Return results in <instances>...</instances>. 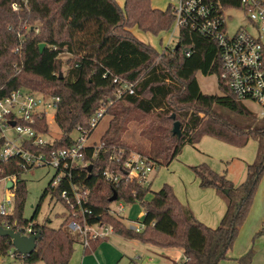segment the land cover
Returning <instances> with one entry per match:
<instances>
[{
  "label": "trees",
  "instance_id": "16d2710c",
  "mask_svg": "<svg viewBox=\"0 0 264 264\" xmlns=\"http://www.w3.org/2000/svg\"><path fill=\"white\" fill-rule=\"evenodd\" d=\"M15 1L0 0V98L21 88L59 97L54 121L61 136L54 142V148L70 146L69 135L75 128H86L90 116L103 102L113 99L123 83L133 85L132 94L125 92L108 107L106 115L109 111L113 118L101 138L106 145L98 149L96 156L93 147L87 148L86 166L79 169L73 180L88 191L87 204L92 210L88 224L110 226L116 235L143 245L180 249L186 258L181 264H218L227 260L264 174V117L258 118L243 102L237 101L221 79L217 45L180 29L176 45L167 47L162 54L156 53L130 32L136 27L156 35L170 28L173 22L170 7L152 9L149 0H125L123 8L115 0H28L27 8L13 12L11 3ZM31 27L38 28V33ZM41 44L45 45L42 51ZM62 54L68 55L64 61L68 66L65 74ZM197 74L217 77L221 94L202 93ZM115 79L117 83L113 82ZM123 103L153 117V122L141 133L151 148L147 153L137 154L154 167H167L185 146H193L204 136L236 148L245 147L249 140L256 142L255 159L246 165L245 180L237 186L206 164L191 167L199 187L214 189L225 203V214L216 228L197 221L191 210L180 204L169 185H163L151 193L150 200H144L148 186H141L136 180L112 183L103 178L105 170L123 176L122 163L134 151L120 142L129 121V111L118 108ZM219 112H226L233 119ZM175 121L180 123L179 138L172 134ZM37 130L48 134L45 119L38 123ZM116 150L124 152L117 163L109 159ZM24 172L28 171L20 167L19 160L0 162V179L15 177L13 211L9 216H0V228L6 222L31 225L40 237L29 256L19 255L9 238L0 237V257L12 250L14 260L24 264H69L73 247L82 244V238L66 227V219L58 228H52L48 222L29 224L22 217L26 198L21 179ZM48 186L41 201L50 194ZM113 192L117 202L141 205L144 211L141 232H134L110 213L109 198ZM51 196L62 202L59 191ZM105 240L90 241L84 247V255H90ZM252 256L249 251L237 262L250 264Z\"/></svg>",
  "mask_w": 264,
  "mask_h": 264
},
{
  "label": "built area",
  "instance_id": "2783aa9c",
  "mask_svg": "<svg viewBox=\"0 0 264 264\" xmlns=\"http://www.w3.org/2000/svg\"><path fill=\"white\" fill-rule=\"evenodd\" d=\"M27 5L28 0H17L11 3V9L13 12H19L27 8ZM169 7L173 15L172 25L178 30V36L180 29H186L214 42L219 49L221 79L237 101L255 105L259 109L258 115L264 117V0H172ZM232 11L244 15L247 25L255 31V36L243 26H239L233 32L228 31L227 21L232 18L230 14ZM30 29L38 33V28ZM18 38L21 39L22 36L18 34ZM186 55L189 56L188 53ZM113 82L117 83L118 80L115 79ZM125 92L132 94L133 85L123 83L114 94V100L108 99L107 102H103L90 116L86 128L80 126L75 128L73 132L77 133V138H71L70 134L72 144L63 148H54L56 140L48 141L47 134L37 130L42 119H45L48 125L49 115L55 117L59 97L21 88L0 98V162L19 160L20 167L27 171L34 168L53 170L48 186L49 193L52 195L59 191L64 207L66 205L70 208V220L66 227L81 236L84 247L92 240L106 237L112 228L88 224L92 214L87 204L88 191L73 180L78 176L79 169L86 166L84 158L87 148L93 147L96 156L98 149L106 145L101 141L96 144L89 143V139L99 122L106 116L108 107ZM123 153L121 150L114 151L109 158L110 161L120 162ZM122 164L123 176L105 170L102 173L103 178L112 183L136 180L141 186H148L149 174L154 169L151 162L134 153ZM0 181L4 182L9 192L0 204V216L6 217L13 211L11 193L14 190L15 177H6ZM8 182L12 184L11 188H7ZM118 203L116 215L123 211L122 202ZM3 228L26 237L36 234L31 225L19 226L6 222ZM142 228L143 225L139 224L132 227V230L138 233ZM8 256L14 259L12 250L8 252Z\"/></svg>",
  "mask_w": 264,
  "mask_h": 264
},
{
  "label": "rangeland",
  "instance_id": "374dc122",
  "mask_svg": "<svg viewBox=\"0 0 264 264\" xmlns=\"http://www.w3.org/2000/svg\"><path fill=\"white\" fill-rule=\"evenodd\" d=\"M124 1L125 0H115V2H117L120 8H123ZM171 3L172 0H149L150 7L152 9H157V10L167 9ZM230 14L232 15V18L227 21V29L229 32L235 31L239 26H243L246 28V30L252 33V35L254 36L256 35L255 31L249 25H247L245 17L242 13L232 11ZM130 32H132V34L135 36L137 40L141 41L142 43H145L158 54H162L167 47L171 48L175 46L178 39V30L174 29L172 24L168 30L159 32L156 35L141 32L136 27L132 28ZM263 41H264V36H263ZM60 58L63 61L62 73L65 74L66 71L68 70V66L65 64L64 61H66L68 55L62 54ZM196 78L198 80L199 87L202 93L207 95L221 94V91L218 89L217 77L203 76L197 74ZM121 105H122L121 107H118L119 110L126 109L127 111H129L128 113L129 121H127L125 124V131L120 135V142L123 145L128 146L129 148L135 151V152L130 151V154H134L137 152H144V153L149 152L151 145L148 142V140L141 135V133L144 128L148 127L153 122V117L149 115L147 116L143 115L140 112H136L132 108L131 109L128 108L124 103ZM243 105L249 111L257 115L258 118H262L258 115L259 112L258 107H256L251 103H243ZM108 113L99 122L97 128L92 133L89 139V143L95 142L96 144L98 143V141H101V138L105 134V131L106 129H108L110 121L113 118L112 115ZM219 113H221L224 117L227 116L233 119V117L230 115L228 116L226 112H219ZM51 116L52 114H50L48 118L49 131L48 134L46 135V139L50 142H53L60 138L61 131L56 126L54 118H52ZM70 137L76 139L77 133L72 132ZM212 139L210 141L211 144L204 145L205 149H207L209 152L212 153L210 158L208 156L200 155L196 152H192V151L190 152L189 150H187L186 153H184L185 152L184 150L188 145L182 149L179 155L181 156L182 154H184V157H187L188 154H191L198 160L204 162L201 164L206 163V165L209 166V168L212 169L214 172L218 174H225L226 178L230 182H232L235 186L241 184L245 180L246 164L243 161L234 160L229 165H224L222 167L220 160L216 159V156L231 155L233 157H241L240 159H244L246 161V159H249L251 154H254L252 160L253 162L256 155L255 141L250 140L245 147L240 149L230 147L232 150L241 151V156H239L237 154H231L227 149H221V147L218 146H227V145L217 142L218 140L215 141V139L214 140ZM130 154L128 153V156ZM177 157L170 164L175 163L184 172H188L193 177H195L193 171L191 170V167L198 166L200 165V163L198 165L189 164L184 162L179 157L178 158ZM252 162H250V164ZM166 168L167 167H161L159 171L158 170L159 167H158V169H156L154 173L151 174V177L155 174L156 177L152 182L151 186L150 187L148 186L149 187V193L147 194L148 198L152 195L151 193L153 191L157 192L156 189L159 187L158 185H160V188L163 185H169L172 188L175 197L177 198L173 186L169 184V182L171 181V183H173V185H175L176 187L175 175H173L174 171L167 170ZM183 174L186 175V173ZM52 176H53V170L49 168H34L33 170L24 172L21 175V179L24 181L26 187V198L24 202L22 217L27 222H29V224L30 223L41 224L44 222H48V225L51 226L52 228H58L63 222H65V219L67 223L70 220V216H69L70 208L67 207L66 205L64 207L63 202L56 201V199L52 197L51 194H47L46 197L41 201L42 194L45 188L48 186L49 182L51 181ZM198 188L201 189L199 187V184H198ZM8 193L9 192L6 190L4 182L0 181V204L8 196ZM11 194L13 195V190ZM144 200L146 199L144 198ZM177 200L179 201L178 198ZM180 204L188 207L187 205L181 202ZM117 205H118L117 201L112 202L110 205V212L115 218L120 220L125 226L128 227L136 226L137 225L136 222H142L139 219L140 216L139 214L142 215L144 212H143V208L139 203L129 204V205H126L124 203L123 204L124 212L121 213V216L115 214V210H117L118 208ZM6 207H10V206L6 205ZM37 208L38 211L35 220L31 222L30 219L33 217L34 212L36 211ZM124 243L125 245H122ZM137 244H138L137 247L136 245L132 246L131 243L123 241L122 239H120L119 236L110 235L109 239L106 240L105 242H102V244L97 248L98 250L95 253V257H93L87 255L82 256V254H84L82 253V248L84 246H82L83 243L82 245L78 243L75 244L73 247L74 252H73L71 264H172L173 261L175 262L179 261V258L182 255V251L176 248L160 249L155 247H147L145 249L143 244L139 242H137ZM120 245H122L121 251L123 252L121 254L115 253L116 251L118 252L120 251ZM146 250H152V253H149ZM249 251H251V254L253 255L250 264H264V174L257 185V189L253 196L251 207L245 217V220L243 221L241 227L239 228L237 236L228 254H230V256L232 257L241 258ZM138 256H141V258H138ZM149 258L151 259V262H147V259ZM0 264H24V263L19 260L11 259L7 255L0 257ZM36 264H41V263L38 262Z\"/></svg>",
  "mask_w": 264,
  "mask_h": 264
},
{
  "label": "crops",
  "instance_id": "0c3cea01",
  "mask_svg": "<svg viewBox=\"0 0 264 264\" xmlns=\"http://www.w3.org/2000/svg\"><path fill=\"white\" fill-rule=\"evenodd\" d=\"M197 82H198V80H197ZM211 139L212 138L207 137V136L202 137L199 140V142L196 143V144H194L193 146L188 145L189 147L187 146L185 148V150H184L185 152L184 153H186V151L189 150L190 152L191 151L192 152H196V153H198L200 155L208 156L210 158V156H211L212 153L209 152L207 149H205L204 145L211 144V142H210ZM212 140H214V139H212ZM215 141H217V140H215ZM217 142H220V141H217ZM220 143H223V142H220ZM223 144H225V143H223ZM220 145H222V144H220ZM255 145H256V148H257L256 142H255ZM227 146H218V147H221V149H227L231 154H237V155L241 156V151H239V150H232L230 148L232 146H230V145H227ZM234 148H236V147H234ZM238 149H240V148H238ZM253 155L254 154H251L250 157H249V159H246V161L244 159H240L241 157H233L231 155L216 156V159L220 160V163H221L222 167L224 165H229L234 160L243 161L246 165H248V164H250V162H252ZM178 157L180 159H182L184 162L189 163V164L198 165L199 163L200 164L201 163H204V162L198 160L197 158H195L194 156H192L191 154H188L187 157H184V154H182L181 156L179 155ZM160 168L161 167H159V169H158V167H154V169L152 170V172L149 174V181H148V186L149 187L151 186L152 182L154 181V179L156 177V174L153 175L152 177H151V174L154 173V171L156 169H158L160 171ZM166 169L167 170H173L174 171L173 175H175L176 187H175V185H173V183H171V181L169 182V184L173 186L174 192H175L177 198L179 199V201L181 203L187 205L190 208V210L192 211L193 215L195 216V218L200 223H202L206 227H209V228H212V229L216 228L219 225L221 219L223 218V216L225 214L226 206H225L224 201L220 198V196H218L215 193V190L214 189H199L198 188V180L196 179V177H193L188 172H184L175 163L169 164ZM183 173H186V175H184ZM158 186L159 187L156 189V191H158L159 188H160V185H158ZM151 197H152V195L149 198L146 195L145 199L146 200H150ZM123 204L124 203H122L123 211L121 213L124 212V205ZM121 213L118 214V215L121 216ZM139 215H140L139 216V219L141 221H143L144 213L142 215L141 214H139ZM136 223H137L136 226H139V224H141L142 222H136ZM132 227H135V226H130L128 228L132 229ZM108 235L109 236L110 235L112 236V235H116V234L111 231L110 234L108 233ZM108 235L106 237H103V238H105L106 240H108L109 239V236ZM116 236H119V235H116ZM119 237L123 241L131 243L132 246L133 245H136V247H137V245H138L137 244L138 241H136V240H128V239H125V238H123L121 236H119ZM105 241H103V242H105ZM80 245H82V244H80ZM122 245H125V243L122 244ZM122 245H120V251L118 252V251L115 250L116 251L115 253L121 254L123 252V251H121V249H122L121 246ZM99 246H97V248ZM143 246L145 247V249L147 247H152L150 245H143ZM97 248L94 251H92L90 255H87V256H93V257H95V253L98 250ZM146 251L149 252V253H152V250H146ZM82 253H84V247L82 248ZM72 256H73V254H72ZM72 256H71V259L69 261V264H71ZM82 256H84V254H82ZM227 257H228L227 260L220 261L218 264H239L237 262V260L239 259L238 257H232V256H230V254H227ZM89 258H92V257H89ZM138 258H141V256H138ZM185 260H186V258L183 255H181V257L179 258V261H176V262L173 261L172 264H181ZM147 262H151V259L150 258L147 259ZM41 264H43V263H41Z\"/></svg>",
  "mask_w": 264,
  "mask_h": 264
},
{
  "label": "water",
  "instance_id": "95a60500",
  "mask_svg": "<svg viewBox=\"0 0 264 264\" xmlns=\"http://www.w3.org/2000/svg\"><path fill=\"white\" fill-rule=\"evenodd\" d=\"M45 47L44 44L39 45L40 50ZM172 119L174 116L172 115ZM172 134L176 135L178 138L181 136L180 123L175 121L172 127ZM91 166L87 167V171L90 172ZM12 184L7 183V188H11ZM116 193L113 192L112 196L109 198V202L112 203L116 201ZM0 237H7L10 239L13 249L21 256H29L36 248V241L40 237V233L37 232L35 235L22 236L21 234L14 232L11 229L0 228Z\"/></svg>",
  "mask_w": 264,
  "mask_h": 264
}]
</instances>
